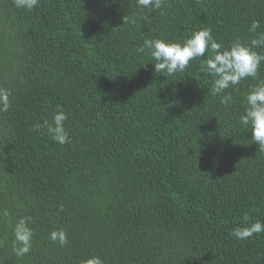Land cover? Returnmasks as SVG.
<instances>
[{
  "label": "trees",
  "instance_id": "16d2710c",
  "mask_svg": "<svg viewBox=\"0 0 264 264\" xmlns=\"http://www.w3.org/2000/svg\"><path fill=\"white\" fill-rule=\"evenodd\" d=\"M163 13L137 0L33 10L0 0V89L11 93L0 110V264H264V232L231 235L264 222V150L240 123L264 63L225 90V106L201 70L207 52L166 77L137 52L146 38L182 44L203 28L222 50L250 44L264 32V0H164ZM58 107L64 145L36 127ZM22 217L32 246L17 256ZM60 229L66 245L51 239Z\"/></svg>",
  "mask_w": 264,
  "mask_h": 264
},
{
  "label": "clouds",
  "instance_id": "9594fccd",
  "mask_svg": "<svg viewBox=\"0 0 264 264\" xmlns=\"http://www.w3.org/2000/svg\"><path fill=\"white\" fill-rule=\"evenodd\" d=\"M163 2L164 0H137V5L142 8L160 10L163 15ZM14 3L17 8L33 10L38 6L39 0H14ZM136 20L135 16L125 15L123 24H135ZM258 28L259 21H253L250 32L257 33ZM258 47H264V32L257 33L250 44L237 39L230 48L222 50V45L212 35V29L203 28L194 32L182 44L166 42L159 38H146L137 48V52L150 55L154 73L163 74L164 77L184 72L189 67L190 61L204 57L207 52L209 58L201 64V70L215 77L210 88L211 95L214 97L219 95L220 102L227 106L233 97L231 93L223 95L225 90L238 85L245 78H255L260 65L264 63V54L254 50ZM10 96V91L0 89V110H8ZM245 102L247 106L244 114L240 116V123L245 127L251 126L252 139L260 149L264 150V80L250 89L245 96ZM67 119V113L62 107H58L51 121L45 119L43 124L36 127L46 129L55 142L64 145L70 143V136L64 124ZM248 219L246 215L245 222ZM30 220V217H22L15 225L13 251L17 256H23L31 249L33 230L29 227ZM262 232H264V222L257 221L234 228L231 235L236 239L246 240ZM51 239L58 240L61 245L68 243L67 234L63 229L53 231ZM83 264H104V261L95 256L83 261Z\"/></svg>",
  "mask_w": 264,
  "mask_h": 264
}]
</instances>
